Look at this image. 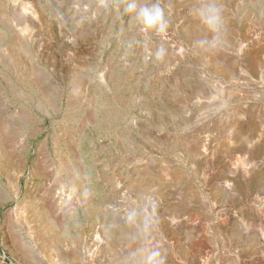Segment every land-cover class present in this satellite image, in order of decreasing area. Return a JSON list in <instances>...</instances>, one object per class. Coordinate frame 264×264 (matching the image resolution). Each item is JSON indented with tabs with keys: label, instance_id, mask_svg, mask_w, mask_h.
<instances>
[{
	"label": "rangeland",
	"instance_id": "374dc122",
	"mask_svg": "<svg viewBox=\"0 0 264 264\" xmlns=\"http://www.w3.org/2000/svg\"><path fill=\"white\" fill-rule=\"evenodd\" d=\"M136 3L0 0V264H264V0Z\"/></svg>",
	"mask_w": 264,
	"mask_h": 264
},
{
	"label": "clouds",
	"instance_id": "9594fccd",
	"mask_svg": "<svg viewBox=\"0 0 264 264\" xmlns=\"http://www.w3.org/2000/svg\"><path fill=\"white\" fill-rule=\"evenodd\" d=\"M126 11L129 14L136 15L143 25L149 29L159 28L165 23L163 9L158 6L138 9L136 0H128ZM206 11V22L215 31L222 23L221 10L214 5H209Z\"/></svg>",
	"mask_w": 264,
	"mask_h": 264
},
{
	"label": "bare ground",
	"instance_id": "6f19581e",
	"mask_svg": "<svg viewBox=\"0 0 264 264\" xmlns=\"http://www.w3.org/2000/svg\"><path fill=\"white\" fill-rule=\"evenodd\" d=\"M258 218H260V217L258 216Z\"/></svg>",
	"mask_w": 264,
	"mask_h": 264
}]
</instances>
